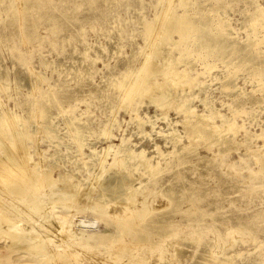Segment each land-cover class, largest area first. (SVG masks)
Listing matches in <instances>:
<instances>
[{"label": "rangeland", "instance_id": "obj_1", "mask_svg": "<svg viewBox=\"0 0 264 264\" xmlns=\"http://www.w3.org/2000/svg\"><path fill=\"white\" fill-rule=\"evenodd\" d=\"M171 1H173L172 4L178 14L184 10L187 13H192V10L196 8L208 10V16L215 21L222 20L230 24L239 41L246 38L244 23L247 16L256 7L264 10V0H190L191 5L186 9L178 5L179 0ZM26 3L27 5L31 3L30 8L25 9L24 7L19 11L17 17L14 15L11 18L12 10L5 9L6 5H11V0H0V76L6 74L12 79L11 88L6 93H0V98L5 106L20 114L31 109L29 106L31 101L46 104V108L55 117L54 122L58 123L60 135L64 131L62 130L64 125L61 119L63 117L61 109L65 110L72 106L77 115L88 109L91 114L89 122L93 131L85 136L84 142L95 143L99 149L106 143L97 134L98 125L105 118L110 117L109 115L114 114L116 130L114 129L115 137L111 140L113 144H118L121 137L127 138L134 134L131 137V142L136 144L134 146L136 149L144 148L148 151V155L157 156L158 153L153 150L154 144H157L163 151L164 158L170 161L167 171L164 170L154 177L150 175H147L148 178L145 175L141 177L142 187L137 190L136 200L149 203L156 209L154 213L171 216L170 221L177 231L166 237L159 246L160 252L151 253L149 250L142 249L141 251L134 250V255L145 254L146 260L143 264H216L224 258H229L228 264H264V172L258 175L250 173L256 171L257 168L251 153L244 154V161L237 162L236 170L227 169L224 166L219 167L217 160L212 159V151H206L203 148H199L200 158L184 153L181 154V157L175 158L170 153L173 146L170 143L167 144V141L159 133L156 134L160 127L163 131H167V123L181 118L180 114L170 108L168 117L164 120L159 119L161 121L156 122L154 130L148 124L144 125L143 130L149 133V137H143L144 134L139 132L140 129L138 126L136 127V122L130 119V115L134 113L132 109L135 108L140 116L146 114L153 119L155 113H158V111L155 112L153 104H148V97L143 93L156 92L158 90L155 87L156 82H164L166 76L160 72L152 74L145 72L147 75L143 74L142 65L146 62L149 67L154 62H158V59L154 57L156 49L152 51L148 47L150 40L145 41L141 20L153 21L155 15L163 8L164 1L27 0ZM211 6L215 7L212 9ZM18 18L22 19L23 25L19 26L15 22ZM158 25L157 22L150 33V38L158 40L157 43L163 48L167 42L166 40L161 41L160 35L157 36V34H163V29ZM156 29H158V33ZM263 33L264 28L259 34L263 35ZM173 37L177 39V34H173ZM149 50L152 52V54L150 52V56L147 55ZM159 50L162 52L161 48ZM177 52V50H173L172 55L177 56ZM84 56L93 58V61L83 62ZM145 59H149L148 62ZM26 64L43 79L42 90L28 94L30 91L29 79L34 76H28L25 70ZM204 64L211 68H206ZM178 66L182 69L186 67V64ZM191 67L196 70L191 71L189 77L195 76L196 79L200 78L207 81L208 84L210 83L207 92L208 99L213 108L221 114L232 116V113L229 112V104L241 105L246 111L259 112L260 118L264 119V109H259L258 105H252L251 102L254 96L259 95L258 91H254L257 81L252 78L246 68L238 65L236 59L207 55L202 60L200 57L196 58ZM128 71L129 77L126 83L135 79L144 85L143 93L136 94L131 102L125 99L123 89L106 87L109 80L116 82L121 75ZM196 72H200V75H197ZM226 75H229L231 80L243 91L236 96L235 100L219 87L220 80ZM19 76L21 79L15 84L13 79ZM184 87H179L180 90L177 88V91L188 89L187 86ZM171 90L173 89L171 88ZM15 102L21 104L15 106ZM192 104L197 111L204 109L197 98ZM263 105L264 103H262ZM241 114L237 116V121L240 124L244 120V126L251 133L260 131L254 122L249 123L247 115ZM175 128L179 131L182 130L177 125ZM136 129H138L139 135ZM39 137V147L48 149L44 134L41 133ZM66 139L68 140V138ZM66 139L65 141H67ZM72 147L75 148L74 144ZM212 150L216 151L217 146H213ZM52 152L53 146H50L45 155L49 157ZM84 152L88 153L89 150L84 147ZM238 158V153L235 150L223 153L220 157L224 161H237ZM35 159L37 158L35 157ZM154 159L156 160V158ZM86 160V156L73 158L70 154H62L52 163L44 160L42 165L44 168L54 169L51 174L55 179L68 177L73 179L74 183L77 182V179L78 181L82 179L81 186L85 187L87 183L84 180L87 178L88 172L84 171L87 167L82 161ZM179 162L183 163L177 165ZM162 165L165 166V162ZM107 173H104L103 178L112 175V171ZM133 173L136 175L135 178H138L139 172ZM96 186L93 188L94 191L91 194L93 201L90 200V204L83 201V195L81 194L80 197V193L78 198L77 196L70 197L68 191L62 189L61 180L55 184V190H51L52 199L60 200L54 206L55 212L62 211L65 215L69 212V217L73 218V220L71 219L72 229L74 228L75 233L82 235L84 243L91 246L86 250H81L80 247L77 256L80 263L105 264L106 261L103 259L106 258V252L112 251L111 247L106 246V241L99 243L97 236L106 234L115 236L117 227L114 222L107 219L108 214L102 218L100 210L105 206V210L111 214L119 213V211L121 213L124 207L131 208L129 204V206L124 204V206L122 203H116L117 206L120 204L121 210L115 203L108 205L110 210L106 205L100 206L96 203L99 193V188ZM135 186H138V181L135 182ZM169 187L176 191L180 188L185 195L193 196L195 202L189 212L186 211L189 206L187 202L180 204L178 210L173 206L167 209L168 200L163 196V193ZM97 190L98 192H95ZM61 202L66 204H60ZM83 202L86 203L85 209L84 206H80ZM95 203L96 205H94ZM92 207H96L99 211L92 210ZM39 213H33L35 215L32 217L31 223L36 225L40 222L46 223V225L54 224L50 217L39 218L41 215ZM15 215L17 214L13 213V217ZM37 215L38 218H36ZM37 219L40 221L37 222ZM35 220L37 221L35 222ZM80 220L84 223L81 224ZM25 223L28 222L25 221ZM3 241L4 239H0V246H3ZM19 255H24L25 258L22 260H35L40 256L20 250L12 254L13 262L10 264H16L15 261L18 260ZM61 263L59 260L58 264Z\"/></svg>", "mask_w": 264, "mask_h": 264}, {"label": "bare ground", "instance_id": "obj_2", "mask_svg": "<svg viewBox=\"0 0 264 264\" xmlns=\"http://www.w3.org/2000/svg\"><path fill=\"white\" fill-rule=\"evenodd\" d=\"M23 1L25 2L23 3ZM162 1H164V6L155 15L153 21L141 20L143 25L142 34L145 41L150 40L148 47L152 51L156 49L157 52L154 57L158 59V62H154L149 67L145 62L142 65L143 67L141 66L143 69H141L143 74L145 72H151V74L160 72L166 76V80L160 83L156 82L155 87L158 90L146 94L143 93L144 85L139 80L133 79L131 82L126 83L129 77L128 71V73L121 75L116 82L109 80L106 87L123 89L124 97L129 102L133 100L136 94L143 93L148 97V104H153L156 109L155 112L158 111V113H155L154 119L146 116V114L140 116L137 113V108H131L134 113L130 115V119H133L137 124L136 127H139V132L141 131L140 133L144 134H142L143 137L149 135L148 132L143 130L144 125L148 124L154 130L159 119L164 120L168 117L170 108L180 114L181 118L167 123V131H163L160 127L159 132L156 134L159 133L167 141V144L170 143L173 146V150L170 152L172 157L179 158L184 153L200 158L199 148H203L206 151H212V159L217 160L219 167L224 166L227 169L236 170L237 162L244 161V154L249 152L257 165L256 171L250 173L254 175L263 173L264 119L260 118V113L246 111L241 105L229 104V112L232 113V116L221 114L213 108L211 101L208 99L207 92L210 83L208 84L207 81L200 78L196 79L195 76H189L191 71L196 70L191 65L198 57L201 60L207 55L219 58H234L237 60L238 65L246 68L252 78L257 81L254 91H258L259 95L253 97L252 105H258L259 109H264V105L262 106V103H264V33L263 35L259 34L261 29L264 28V10L256 7L247 16L244 23L246 38L239 41V38L233 33V27L225 21H215L209 17L208 10L196 8L192 10V13H187L184 10L178 14L174 9V4H172L173 1ZM26 2L27 0H11V5H6L5 9L12 10L11 18L14 15L17 17L19 11L23 10L24 7L25 9L30 8L31 3L27 5ZM178 5L186 9L191 3L190 0H179ZM213 7L215 6H211L212 9ZM16 20L15 22L19 26L23 25L21 18ZM157 22L158 26L163 29V34H157V36L160 35L161 41L166 40L167 42L163 48L157 43L158 40L150 38V33ZM156 30L158 33V29ZM175 33L177 39L173 37ZM160 48L162 52H160ZM151 50H149L148 56H150ZM173 50L178 51L177 56L172 55ZM149 59H145V61L148 62ZM86 61H93V58L84 56L83 62ZM183 63L186 64V67L180 69L178 65ZM204 65L208 69L211 68L206 64ZM25 67L28 76H34V78L29 79L30 91L28 94L42 90L41 83L43 79L29 65L26 64ZM200 72H196V74L200 75ZM20 79L19 76L13 81L16 84ZM11 82L12 79L8 75H1L0 93H6L11 88ZM184 86L188 87L187 91L182 89ZM179 87H182L183 92L177 91V88L180 90ZM219 87L222 91L230 94L233 100L236 99L237 95L243 93L229 75L220 80ZM196 98L204 107L202 111H197L192 104ZM20 104V102H15V106ZM29 106L31 107V109H28L29 111L19 114L7 108L0 98V239H4L3 246H0V264L13 262L12 254L20 250L40 256L35 260H22L25 258L24 255H19L18 260L15 261L16 264H58L59 260L62 262L61 264H87V262H79L77 259L78 251L80 247L81 250H86L91 246L84 243L82 235L75 233L74 228L72 229L73 222L71 219L73 220V218L69 217V212L65 215L62 211L55 212L54 210L55 204L60 200L52 199L51 190H55V184L60 180L63 184L62 189L68 191L70 197L77 196L78 198L80 193V197L83 195V201L88 202V204L92 200L93 188L97 185L99 193L96 203L100 206H108L112 203H115L116 206V203L131 206V208L124 207L121 213L119 211V213L109 214L110 212L108 211V213L105 210V206L100 210L101 217L103 218L105 214H108L107 219L114 222L117 227L115 236H109V234L97 236L99 243L106 241V246L111 247L110 250H112L106 252V258L103 259V261H106L105 264L110 262L114 264H143L146 255H134V250L146 249L151 253L160 252L159 246L168 235H172L177 229L170 221L171 216L154 213L156 209L151 207L149 203L146 204L144 201L136 200L137 190L142 187V176L147 177V175H150L154 177L164 170L167 171L170 161L164 158L165 155L159 149V146L154 144L153 148L158 153L157 156L148 155V151L144 148L136 149L134 147L136 144L131 142V137L134 134L127 138L121 137L118 144H113L111 140L115 137L113 133L116 128L115 115L113 114L98 125L97 134L106 143L104 147L99 149L95 143L84 142L85 136L93 131V127L89 122L91 114L88 109L82 111L80 115L75 113L72 106L65 110L61 109L60 112L63 114L61 119L64 125L62 136L60 135V129L57 127L58 123L54 122L55 117L46 108V104L31 101ZM127 110L126 112H128ZM241 113L247 115L249 123L254 122L260 131L251 133L244 126V120L240 124L237 121V116H240ZM175 125L180 126L182 130L179 131L175 128ZM139 132L137 131V134ZM41 133L45 136L48 149L53 146V152L49 157L45 155L48 149L39 147ZM73 144L75 148L72 147ZM213 146H217L216 151L212 150ZM84 147L89 150L88 153L84 152ZM231 150L238 153L239 158L237 161L220 159L223 153H229ZM62 154H70L73 158L87 157L86 161H82L87 167L84 171L88 172L87 178L84 180L87 183L85 187L81 186V178L80 181L77 179L75 183L72 181L73 179L71 180L68 177H61L58 180L51 174L53 168L43 167L44 160L52 163V161L59 159ZM162 161L165 162V166L162 165ZM182 163L179 162L177 165ZM110 171H112V175L103 178L104 173ZM133 172H139L138 178H135L136 175ZM136 181H138L137 187L135 186ZM95 192H98V190ZM163 194L168 200L167 209L173 206L178 210L179 205L185 202L189 203L186 211L189 212L193 208L195 199L191 194L185 195L182 193L180 188L176 191L169 187ZM77 198L76 200H78ZM86 203L83 202L84 205L81 203L80 206H84L85 209ZM60 204L66 203L61 202ZM71 205L73 206V204ZM75 205L77 206V204ZM77 207L76 209H79ZM96 207H92V210L97 211ZM37 212L39 215L41 214L39 218H52L55 225L52 223L46 225V223L42 224L41 222V225L31 223L33 221L32 217L35 215L33 213L37 214ZM13 213L17 215L13 217ZM36 218H38V215ZM25 221L28 223H25ZM80 223L83 224L84 221L80 220ZM49 225L54 226L48 227ZM220 248L222 249L221 246ZM228 259L224 258L216 264H228Z\"/></svg>", "mask_w": 264, "mask_h": 264}]
</instances>
